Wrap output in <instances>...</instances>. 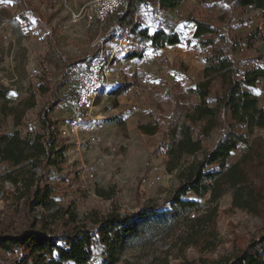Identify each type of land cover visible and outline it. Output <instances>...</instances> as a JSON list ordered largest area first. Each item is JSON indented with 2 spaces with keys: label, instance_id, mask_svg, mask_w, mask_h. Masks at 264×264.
<instances>
[{
  "label": "rangeland",
  "instance_id": "374dc122",
  "mask_svg": "<svg viewBox=\"0 0 264 264\" xmlns=\"http://www.w3.org/2000/svg\"><path fill=\"white\" fill-rule=\"evenodd\" d=\"M87 1L0 0V89L9 88L7 99H0V133L19 130L27 136L40 130L39 111L51 97V90H39L44 67L53 73L49 76L52 86L64 59L98 50L109 65V83L97 101L91 122L79 128L73 125L76 96L72 83L61 90V100L51 114L59 120L61 132L67 131L63 136L69 147L61 171L50 173L52 201L46 209L37 207L34 216L54 226L71 211L83 221L95 211L161 207L179 184L177 171L166 169L167 124L178 102H199L188 90L204 80L207 57L216 49L231 51L240 75L247 69L264 67V17L253 6L238 7L234 0H184L166 12L142 14L139 29L153 33L165 28L182 37V43L156 48L139 33H126L106 42L104 26L74 23L73 13ZM28 7L33 13L27 11ZM198 22L214 26L215 31L202 39L193 38ZM209 38L213 46L204 43ZM136 53L139 55L129 57ZM121 87L126 88L125 92L116 95L114 90ZM219 88L217 80L214 90ZM245 90L256 94L264 106V77ZM4 104L25 110L19 125L13 116H5ZM142 124L157 125L159 130L144 133L140 130ZM238 127L247 131L245 126ZM220 133V128L215 129L204 140V147L212 148ZM93 135L97 138L95 144L91 142ZM250 137L264 138V129L255 130ZM249 146L243 144L236 149L230 163H235ZM14 169L9 162L0 166L1 231L17 232L28 224L20 190L7 179ZM184 198L200 201L202 210H186L179 218L154 215L139 220L136 226L140 231L127 239L117 264H213L230 257L237 242L264 234L257 216L232 207L230 192L217 204L208 203L209 194L189 192ZM214 206L215 244L210 248L188 245L185 235L189 219ZM18 258L0 252V264H16ZM104 258L103 252H98L91 264H99Z\"/></svg>",
  "mask_w": 264,
  "mask_h": 264
},
{
  "label": "trees",
  "instance_id": "16d2710c",
  "mask_svg": "<svg viewBox=\"0 0 264 264\" xmlns=\"http://www.w3.org/2000/svg\"><path fill=\"white\" fill-rule=\"evenodd\" d=\"M183 1L121 0L104 25V41L122 38L126 33H139L156 48L182 43L176 31L158 28L149 33L146 28L139 29L141 23L136 21V16L144 11L166 12ZM234 3L238 7L253 6L264 17V0H234ZM27 11L33 13L29 7ZM214 31V26L198 22L193 38L202 39ZM204 43L213 46L214 41L209 38ZM138 55L129 54V57ZM96 59L106 60L98 50L64 59L63 69L52 86L49 76L53 73L49 67H44L41 75L45 76L44 82L39 83V90L41 93L51 90V97L39 111L40 130L27 136H22L19 130L0 133V166L9 162L15 167L8 172L7 179L20 190L28 218L27 226L20 231L0 230V252L19 255L16 264H91L93 256L103 252L105 258L99 264H117L127 239L139 233L136 226L139 220L154 215L179 218L186 210H202L200 201L184 198L189 192L198 196L209 194L210 204H217L230 192L232 207L257 216L264 229V138L250 137L255 130L264 129V106L260 105L256 94L245 90L246 86L255 87L264 77V67L250 68L240 75L231 51L224 49H216L207 57L204 80L188 90L199 102L191 105L178 102L169 118L166 169L177 171L179 184L161 207L150 205L139 211L124 212L118 209L106 213L95 211L83 221L71 211L66 212L56 226L34 216L37 207L46 209L52 201L54 186L49 182L50 173L61 171L69 147L59 129V120L51 114L61 100V90L72 83L74 71L89 69ZM217 80L220 88L215 91ZM125 90L124 87L116 88L114 93L121 95ZM8 92L9 88H1L0 99H7ZM2 109L5 116H13L15 124H20L24 109L7 104ZM238 125L245 126L247 131ZM218 128L221 133L215 145L205 148L204 140ZM140 130L155 134L159 127L142 124ZM243 144L250 145L248 151L231 164V155ZM216 211L214 206L189 219L185 235L188 245L210 248L215 244ZM213 264H264V234L237 242L230 257Z\"/></svg>",
  "mask_w": 264,
  "mask_h": 264
},
{
  "label": "built area",
  "instance_id": "2783aa9c",
  "mask_svg": "<svg viewBox=\"0 0 264 264\" xmlns=\"http://www.w3.org/2000/svg\"><path fill=\"white\" fill-rule=\"evenodd\" d=\"M120 3L121 0H89L73 13V22L85 25L98 23L104 26ZM145 13H149V11L137 15L136 21L140 15ZM109 76V65L102 59L94 60L89 69L74 71L71 85L76 96L73 108V125L77 128L94 119L92 112L108 86ZM62 134L67 135V131L63 129ZM91 142L92 144L97 143L95 135L91 136Z\"/></svg>",
  "mask_w": 264,
  "mask_h": 264
},
{
  "label": "snow or ice",
  "instance_id": "6c2138e0",
  "mask_svg": "<svg viewBox=\"0 0 264 264\" xmlns=\"http://www.w3.org/2000/svg\"><path fill=\"white\" fill-rule=\"evenodd\" d=\"M4 2H11V0H4Z\"/></svg>",
  "mask_w": 264,
  "mask_h": 264
}]
</instances>
